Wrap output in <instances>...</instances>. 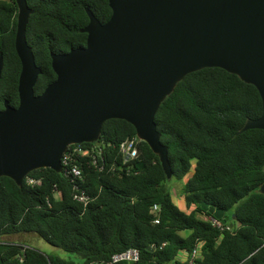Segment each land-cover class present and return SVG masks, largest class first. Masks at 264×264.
I'll return each instance as SVG.
<instances>
[{
	"label": "trees",
	"instance_id": "1",
	"mask_svg": "<svg viewBox=\"0 0 264 264\" xmlns=\"http://www.w3.org/2000/svg\"><path fill=\"white\" fill-rule=\"evenodd\" d=\"M26 2L33 10L26 39L42 70L34 86L39 94L56 78L50 53L85 45L86 9L104 23L111 8L108 0ZM16 24L15 0H0V109L5 101L13 107L19 102ZM261 113L262 100L253 84L224 68L205 67L177 82L154 117L160 141L168 148L171 178L144 141L139 158L122 163L117 146L134 136L135 129L119 118L106 120L96 141L103 146L104 168L98 171L86 158L79 159L84 171L81 187L90 196L86 205L74 200L72 182L63 172L37 168L20 185L1 176L0 241L12 243L2 252L3 264H108L113 254L128 248L139 250V260L114 264H188L178 254L189 257L198 244L193 264H264V193L259 189L264 181V130H242ZM174 183L185 209L192 207L189 212L174 203ZM202 202L223 209L231 229L205 219L212 214ZM24 233L82 260L47 255L25 242L7 240Z\"/></svg>",
	"mask_w": 264,
	"mask_h": 264
},
{
	"label": "water",
	"instance_id": "2",
	"mask_svg": "<svg viewBox=\"0 0 264 264\" xmlns=\"http://www.w3.org/2000/svg\"><path fill=\"white\" fill-rule=\"evenodd\" d=\"M15 2L19 102L0 109V177L20 185L37 168L60 173L68 146L97 141L103 123L119 118L171 178L154 117L177 82L205 67L224 68L257 88L262 113L242 130H264V0H108L104 23L86 9L85 45L50 53L56 78L39 94L34 86L42 70L26 39L33 10L26 0ZM2 66L0 53V76ZM259 189L264 193V181ZM201 206L223 224L229 219L221 208ZM11 245L0 241V264Z\"/></svg>",
	"mask_w": 264,
	"mask_h": 264
},
{
	"label": "built area",
	"instance_id": "3",
	"mask_svg": "<svg viewBox=\"0 0 264 264\" xmlns=\"http://www.w3.org/2000/svg\"><path fill=\"white\" fill-rule=\"evenodd\" d=\"M141 141L143 140L135 134L134 136L125 138L118 144L117 148L118 151L121 153L123 164H126L139 158ZM80 158H86L87 164L92 166L94 169H97L98 171L102 170L104 168V155L102 144L99 142L97 143L96 141L90 142L89 145H81V143L72 144L64 151L61 156V172H63L67 177H69L70 181L72 182L74 200L86 205L90 200V196L85 191V189L81 187V182H84V171L79 163ZM114 165L115 163L113 162L112 169L114 168ZM27 181L29 183L39 182L38 180H33L31 178H27ZM153 209H158L157 205H154ZM204 218L209 220L212 225L220 227L221 229H231L230 224H223L220 219L216 217L205 216ZM154 222H159L157 216L155 217ZM199 247L200 244H198L192 249V252L189 257H185L188 264L194 263V259L200 253ZM139 257L140 253L138 249L128 248L122 252L113 254L108 264H114L119 261L137 262L139 260Z\"/></svg>",
	"mask_w": 264,
	"mask_h": 264
},
{
	"label": "rangeland",
	"instance_id": "4",
	"mask_svg": "<svg viewBox=\"0 0 264 264\" xmlns=\"http://www.w3.org/2000/svg\"><path fill=\"white\" fill-rule=\"evenodd\" d=\"M189 175L185 176V179L188 178ZM172 180H175L172 179ZM178 187V184L177 183H174L173 184V188H172V199L174 201V203L181 209H184L186 211H190L191 208H186L185 209V204H184V200L183 198H180L177 196V188ZM208 217V216H207ZM8 241H17V242H25L35 248H37L38 250H40L41 252L47 254V255H55V256H59L63 259H72L74 261H81L82 260V257L80 255H76V254H73V253H68L58 247H55L51 244H49L48 242H46L44 239L38 237L37 235L35 234H32V233H24V234H20V235H16V236H12V237H9L7 239ZM184 253H179L178 254V257H186V256H183Z\"/></svg>",
	"mask_w": 264,
	"mask_h": 264
},
{
	"label": "clouds",
	"instance_id": "5",
	"mask_svg": "<svg viewBox=\"0 0 264 264\" xmlns=\"http://www.w3.org/2000/svg\"><path fill=\"white\" fill-rule=\"evenodd\" d=\"M78 144V143H77ZM69 147V146H68Z\"/></svg>",
	"mask_w": 264,
	"mask_h": 264
}]
</instances>
